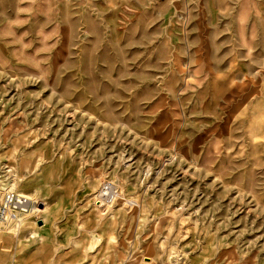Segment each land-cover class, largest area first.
Returning a JSON list of instances; mask_svg holds the SVG:
<instances>
[{
  "label": "rangeland",
  "instance_id": "1",
  "mask_svg": "<svg viewBox=\"0 0 264 264\" xmlns=\"http://www.w3.org/2000/svg\"><path fill=\"white\" fill-rule=\"evenodd\" d=\"M3 190L50 264H264V0H0Z\"/></svg>",
  "mask_w": 264,
  "mask_h": 264
},
{
  "label": "crops",
  "instance_id": "2",
  "mask_svg": "<svg viewBox=\"0 0 264 264\" xmlns=\"http://www.w3.org/2000/svg\"><path fill=\"white\" fill-rule=\"evenodd\" d=\"M32 235V231L27 227L23 229L10 228L8 229V232H1L0 262L1 256L5 255L4 252H10L13 250L16 251L13 253V258L4 264H50L51 259L54 258V254L51 252V249H53L51 246L52 242L38 243L34 246L22 242L23 240H29ZM20 241L21 243H19ZM15 255L17 259L15 258ZM11 256L12 254H10V257ZM6 259L8 260V258Z\"/></svg>",
  "mask_w": 264,
  "mask_h": 264
},
{
  "label": "built area",
  "instance_id": "3",
  "mask_svg": "<svg viewBox=\"0 0 264 264\" xmlns=\"http://www.w3.org/2000/svg\"><path fill=\"white\" fill-rule=\"evenodd\" d=\"M29 200L13 190H3L0 198V226H17L27 212Z\"/></svg>",
  "mask_w": 264,
  "mask_h": 264
},
{
  "label": "bare ground",
  "instance_id": "4",
  "mask_svg": "<svg viewBox=\"0 0 264 264\" xmlns=\"http://www.w3.org/2000/svg\"><path fill=\"white\" fill-rule=\"evenodd\" d=\"M20 194H21V193H20ZM22 195L25 196V197L27 196L26 194H22ZM27 197H28V196H27ZM27 197H26V198H27ZM27 199H28V198H27ZM28 200H29V199H28ZM29 203H30V200H29V202H28V206H29ZM27 212H28V208H27ZM12 227H13V226H12ZM13 228H17V226H15V227H13ZM146 258H147V257H146ZM149 259H150V258H149Z\"/></svg>",
  "mask_w": 264,
  "mask_h": 264
},
{
  "label": "water",
  "instance_id": "5",
  "mask_svg": "<svg viewBox=\"0 0 264 264\" xmlns=\"http://www.w3.org/2000/svg\"><path fill=\"white\" fill-rule=\"evenodd\" d=\"M38 223L41 224V221H39Z\"/></svg>",
  "mask_w": 264,
  "mask_h": 264
}]
</instances>
